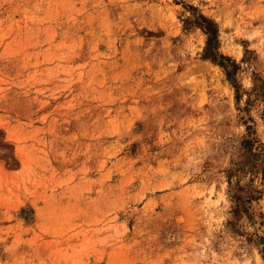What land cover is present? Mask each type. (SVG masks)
I'll list each match as a JSON object with an SVG mask.
<instances>
[{"label": "rangeland", "instance_id": "374dc122", "mask_svg": "<svg viewBox=\"0 0 264 264\" xmlns=\"http://www.w3.org/2000/svg\"><path fill=\"white\" fill-rule=\"evenodd\" d=\"M0 264H264V0H0Z\"/></svg>", "mask_w": 264, "mask_h": 264}]
</instances>
